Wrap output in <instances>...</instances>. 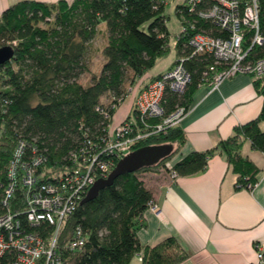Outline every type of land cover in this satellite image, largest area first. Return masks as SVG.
Returning <instances> with one entry per match:
<instances>
[{"label":"trees","instance_id":"1","mask_svg":"<svg viewBox=\"0 0 264 264\" xmlns=\"http://www.w3.org/2000/svg\"><path fill=\"white\" fill-rule=\"evenodd\" d=\"M257 2L258 32L263 42L251 46L254 32L249 29H245L242 42L244 50L249 49L245 62L251 63L264 57V0ZM182 7L183 2L175 6L174 12L186 31L175 35L177 59L172 67L182 60L190 82L181 95L165 93V116L178 107L187 111L194 92L207 84L204 73L211 77L210 67L223 68L211 55H194L188 40L197 31L215 37L226 33L186 12L185 20L179 21ZM166 22L164 6L151 0H60L55 4L22 0L6 8L0 14V49L9 47L13 56L0 65V181L4 180L19 141L35 147L44 157L42 170L48 175L70 166L69 155L81 147L91 151L102 147L112 114L127 95L126 86L133 85L171 51ZM98 32L105 33L106 43L100 51L99 72H95L89 70V59ZM85 73L89 79L81 83L79 78ZM253 86L263 98L258 116L236 126L230 137L213 148L190 152L170 170L166 163L185 143L179 126L135 143L133 150L159 145L173 148L156 165L117 177L93 200L82 202L86 195L83 196L74 213L66 218L63 229L67 235L74 227H80L85 235L84 247L81 252L64 253V264H132L136 256L141 257L140 264L185 261L188 254L175 237L153 247L139 244L137 232L144 226L142 216L152 202L151 192L139 175L166 168L177 177H191L204 172L210 158L221 155L237 177L236 190H248V184L258 183L260 170L241 156L246 142L252 150L264 154V76L253 80ZM102 99L108 102L105 104ZM112 105L115 108L111 109ZM132 115L133 111L128 118Z\"/></svg>","mask_w":264,"mask_h":264},{"label":"built area","instance_id":"2","mask_svg":"<svg viewBox=\"0 0 264 264\" xmlns=\"http://www.w3.org/2000/svg\"><path fill=\"white\" fill-rule=\"evenodd\" d=\"M151 1L164 7L167 2ZM184 12L209 21L226 33V36L215 37L197 31L188 40L194 55H211L216 64L223 66L221 70L210 67L211 77L204 73L206 83L213 90L237 74H248L254 80L264 76V57L253 63L245 62L249 49L244 50L242 44L245 29L254 32L251 46L263 42L258 32L257 0H184L179 21L185 20ZM179 29L178 34L184 33L186 26L179 23ZM189 82L190 76L182 60L177 61L138 92L131 118L114 130L108 126L102 147L95 151L81 147L69 155L70 166L50 175L42 170L45 159L37 149L23 141L17 142L4 180L0 181V264H64V253L81 252L85 235L80 227H74L71 234L66 235L63 229L66 218L74 213L94 182L109 175L116 165L115 160L134 151L135 143L179 126L188 110L178 107L165 116L163 98L165 93L183 94ZM108 116L106 111L105 117ZM169 175L177 178L172 171ZM256 186L257 183L248 184L247 189L253 191ZM148 209L160 217L161 210L154 202L148 204ZM254 249L255 264H264V245L255 244Z\"/></svg>","mask_w":264,"mask_h":264},{"label":"crops","instance_id":"3","mask_svg":"<svg viewBox=\"0 0 264 264\" xmlns=\"http://www.w3.org/2000/svg\"><path fill=\"white\" fill-rule=\"evenodd\" d=\"M19 1L22 0H0V14ZM33 1L55 4L60 0ZM176 59L175 53L167 68L153 75L149 70L133 85H127V95L115 108L111 124L128 118L140 89L169 70ZM253 80L248 74H237L222 81L217 89L208 84L197 88L179 124L185 143L166 163L167 169L192 151L213 148L230 137L236 126L258 116L263 98L254 89ZM261 129L264 131V123ZM241 156L260 170L253 191L235 189L237 177L221 155L210 158L206 170L191 177L172 179L166 168L141 173L140 180L151 192L161 215L156 217L146 209L142 216L144 226L137 232L139 244L153 247L175 237L188 254L180 264H255L254 245H264V154L252 150L246 142ZM140 263L137 256L132 261Z\"/></svg>","mask_w":264,"mask_h":264},{"label":"water","instance_id":"4","mask_svg":"<svg viewBox=\"0 0 264 264\" xmlns=\"http://www.w3.org/2000/svg\"><path fill=\"white\" fill-rule=\"evenodd\" d=\"M13 52L9 47L0 49V65L9 61ZM171 145L148 146L132 151L127 156L120 159L109 175L105 179H98L88 190L82 202L93 200L100 190L109 187L114 180L123 175L137 172L146 167L156 165L160 160L170 155L172 152Z\"/></svg>","mask_w":264,"mask_h":264},{"label":"rangeland","instance_id":"5","mask_svg":"<svg viewBox=\"0 0 264 264\" xmlns=\"http://www.w3.org/2000/svg\"><path fill=\"white\" fill-rule=\"evenodd\" d=\"M184 0H167L166 5L164 7V15L167 18V22H166V27L168 29L169 32V37H170V46H171V51L169 52V54L164 57L161 58L159 60H157L156 64L154 65V67L150 70V74H156L161 70H164L165 68H167L174 60L175 57V52H174V40H175V35L179 32V22L176 18L174 9L176 5H179L183 2ZM100 28H102L100 30ZM99 30L102 31L103 27H100ZM106 40H105V33L104 32H98L95 39L92 41V47H91V51H90V63H89V70L90 71H97L100 63H101V55H100V51L102 49V47L105 45ZM99 72V70H98ZM89 79V75L88 73L83 74L82 76H80L79 81L81 83H86ZM103 103H107V99H102ZM119 124L114 125V124H110V128L111 130H114L115 127H117Z\"/></svg>","mask_w":264,"mask_h":264}]
</instances>
